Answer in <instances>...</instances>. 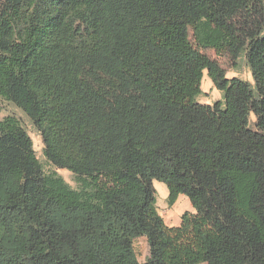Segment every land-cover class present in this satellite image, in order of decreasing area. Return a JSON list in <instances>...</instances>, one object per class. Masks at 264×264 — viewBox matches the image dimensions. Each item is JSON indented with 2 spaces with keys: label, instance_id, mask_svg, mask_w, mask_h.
I'll return each instance as SVG.
<instances>
[{
  "label": "trees",
  "instance_id": "trees-1",
  "mask_svg": "<svg viewBox=\"0 0 264 264\" xmlns=\"http://www.w3.org/2000/svg\"><path fill=\"white\" fill-rule=\"evenodd\" d=\"M0 98L78 185L0 119V264H264V0H0ZM153 180L189 198L178 226Z\"/></svg>",
  "mask_w": 264,
  "mask_h": 264
},
{
  "label": "rangeland",
  "instance_id": "rangeland-1",
  "mask_svg": "<svg viewBox=\"0 0 264 264\" xmlns=\"http://www.w3.org/2000/svg\"><path fill=\"white\" fill-rule=\"evenodd\" d=\"M202 51L211 59L217 61L219 66L225 70L226 77L228 78L237 77L243 80H248L251 83L253 82L252 75L244 55H241L236 61H232L231 58L225 53L217 54L212 49H203ZM201 89H202V93L197 97V100L201 103L212 105L215 101L222 99V92L214 87L210 78L207 76L206 70H204L203 72V77L201 80ZM6 115H14L15 117H17L20 123L22 124V126L29 134V136L31 137L33 148L42 166L43 171L45 173L56 171L64 178V180L72 188H77L78 185L75 182L74 175L70 171L64 168L61 169L56 168L50 162L47 161V159L43 154V143L39 131L34 127L29 117L13 103L0 98V119H2ZM254 121H255V117L253 114H251L250 126L252 128H254ZM153 186L157 192V202L159 204V209H160L158 211H160L163 214V216L167 214L168 209H170V207L172 206L174 207L175 210H179L181 212L186 209H191L193 211L194 208L189 198L185 194H183L184 195L183 197L186 200L185 199L183 201L179 200L178 202H174L173 205L169 206L166 201V196H167L166 185L158 180H153ZM134 244H135L134 249L137 254L138 260L144 261L146 255L148 254V246H147L146 238L144 236L139 237L135 240ZM197 264H207V263L200 262Z\"/></svg>",
  "mask_w": 264,
  "mask_h": 264
},
{
  "label": "crops",
  "instance_id": "crops-1",
  "mask_svg": "<svg viewBox=\"0 0 264 264\" xmlns=\"http://www.w3.org/2000/svg\"><path fill=\"white\" fill-rule=\"evenodd\" d=\"M167 195H168V191H167ZM183 196H184L183 194H179L177 196V199L175 202H178L179 200L183 201L185 199ZM166 201H167V196H166ZM156 205L158 207V210H160L157 200H156ZM185 211L194 212V209H193V211L191 209H186V210L181 212L179 210H175L174 207L172 206V207H170V209H168V212L165 216H163V214L160 211H159V213L163 216V219L168 226H178L180 224V221H181V218H180L181 214Z\"/></svg>",
  "mask_w": 264,
  "mask_h": 264
}]
</instances>
